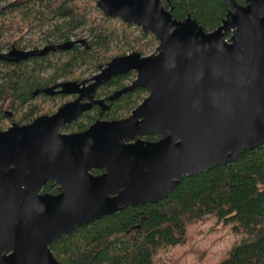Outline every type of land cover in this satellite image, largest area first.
Instances as JSON below:
<instances>
[{
  "label": "water",
  "instance_id": "95a60500",
  "mask_svg": "<svg viewBox=\"0 0 264 264\" xmlns=\"http://www.w3.org/2000/svg\"><path fill=\"white\" fill-rule=\"evenodd\" d=\"M97 1L106 16L141 27L159 44L149 55L115 56L90 79L36 90L79 96L0 130V264H64L51 249L60 237L164 199L185 175L264 146V0H222L228 12L212 31L191 15L175 18L164 0ZM130 71L133 83L109 99L137 88L149 94L128 116L62 130L94 105L107 110L96 90ZM151 134L159 139L145 138ZM50 181L59 193L41 192Z\"/></svg>",
  "mask_w": 264,
  "mask_h": 264
},
{
  "label": "trees",
  "instance_id": "16d2710c",
  "mask_svg": "<svg viewBox=\"0 0 264 264\" xmlns=\"http://www.w3.org/2000/svg\"><path fill=\"white\" fill-rule=\"evenodd\" d=\"M170 2L164 0L175 18L191 15L206 31L219 27L227 14L222 0ZM96 6L97 0H0V52H34L19 62L0 57V128L11 121L5 115L8 104L20 110L16 121L33 120L37 114L54 112L46 101L64 99V95L34 96L36 90L65 80H84L87 70L99 71L115 56L130 51L147 54V43L140 46L139 40L151 33L106 15L95 25L97 16L91 10ZM110 19L123 26L125 39L107 24ZM86 28L89 35L84 37L79 32ZM114 42L122 46L112 49ZM150 42L159 44L154 36ZM128 77L113 79L97 95L109 94ZM146 93L147 89L137 88L123 95L104 116L119 119L130 114ZM98 117L97 110L88 112L63 130L82 131ZM145 138L154 140L158 134ZM58 186L50 181L42 191L58 193ZM210 233L217 237L208 245ZM51 249L64 264H185L190 257L194 264H264V146L229 164L185 175L166 198L105 215L60 237ZM186 264H192L190 259Z\"/></svg>",
  "mask_w": 264,
  "mask_h": 264
},
{
  "label": "flooded vegetation",
  "instance_id": "af4514ba",
  "mask_svg": "<svg viewBox=\"0 0 264 264\" xmlns=\"http://www.w3.org/2000/svg\"><path fill=\"white\" fill-rule=\"evenodd\" d=\"M242 1V2H241ZM238 0V2L240 3V4H245L246 2L244 1V0ZM227 12H228V8H227ZM227 15V14H226ZM226 17V16H225ZM231 35V33L229 34V36ZM73 40H76V38L75 39H73ZM22 52H25V51H23V50H20V49H9V50H4V51H2V52H0L1 54H3L4 55V57H2L3 59H8V60H13V61H15V62H19V61H21V60H27L28 58H29V56L30 55H24V56H21V54H22ZM10 53H12V55H10ZM17 55H18V57H17ZM0 57H1V55H0ZM22 57V58H21ZM17 59V60H16ZM131 72H133V71H130V72H128V73H125V74H120V75H117V76H115V77H113L110 81H108V82H106V83H104V84H102V85H100L99 87H98V89L96 90V92H95V98H97V99H100V98H103V99H105V103L106 104H104V106H108V109L107 110H105V111H102V107L100 106V105H94L93 106V108L91 109V110H89V111H87V112H85L79 119H77L76 121H78V120H80V119H83V117H84V115L86 114V113H88V112H91V111H94V110H97L98 112H99V117L97 118V119H105V120H113V119H110V118H108V117H105L104 115H105V113L106 112H108V111H110L111 110V108H112V103L114 102V101H116V100H118L119 98H121L123 95H125V94H128V93H130V92H133V91H135L136 89H134V90H132V91H129V92H127V93H124V94H122L119 98H117V99H115V100H110L109 99V96L110 95H112L114 92H116V91H118V90H120V89H122V88H124V87H126V86H129V85H131L132 83H133V81L135 80V79H133V80H131V81H129L128 80V78L129 77H132L133 76V73L131 74ZM135 73H136V76H137V72L136 71H134ZM93 75H95V74H93ZM92 75V76H93ZM128 76L129 75V77L128 78H126L125 79V82H124V84L122 85V86H120V87H115L109 94H105V95H102V96H98L97 95V92H98V90L101 88V87H103V86H105L106 84H108V83H110L113 79H115V78H117V77H123V76ZM91 76V77H92ZM91 77H88V78H86V79H90ZM85 80V79H84ZM79 81V80H78ZM82 81V80H81ZM90 82L91 81H88L87 82V84H90ZM34 96H39L40 94H42V92H40V93H35L34 92ZM45 94V93H44ZM47 95V94H46ZM58 95H64V99H65V101L62 103V104H64L65 102H68V101H71V100H74V99H76L79 95L78 94H73V95H65V94H58ZM50 96V95H49ZM54 96H56V95H54ZM53 97V96H52ZM87 101V98H85L84 100H83V102H86ZM143 101V100H142ZM141 101V102H142ZM140 102V103H141ZM61 104V105H62ZM60 105V106H61ZM59 106V107H60ZM58 107V108H59ZM7 109L5 110V115L8 117V119L9 120H11L10 122H9V124L7 125V127H5V128H0V130H6V129H8L9 127H11V126H13L14 124H20V125H25V124H29V123H31L36 117H38V116H40V115H42V114H53L54 112H56V110L54 111V112H52V113H41V114H37L36 115V117L33 119V120H24V121H22V122H18V121H16L15 120V118H17L18 117V114L20 113V110L19 109H15L13 106H12V104L10 103V104H8L7 105V107H6ZM25 108H26V110H27V108H28V105H26L25 106ZM57 108V109H58ZM129 115V114H128ZM128 115H124L123 117H121V118H124V117H126V116H128ZM121 118H119V119H121ZM96 119V120H97ZM95 120V121H96ZM76 121H74V122H76ZM94 121V122H95ZM73 122V123H74ZM93 122V123H94ZM72 124V123H71ZM92 124V123H91ZM90 124V125H91ZM66 125H68V124H66ZM65 125V126H66ZM89 125V126H90ZM64 126V127H65ZM88 126V127H89ZM64 127H63V129H64ZM87 127V128H88ZM86 128V129H87ZM62 129V130H63ZM86 129H84V130H86ZM84 130H82V131H84ZM64 131V130H63ZM64 132H79V131H64ZM157 139H159V135H158V138H156V139H154V140H157ZM96 170H99L98 172H95ZM96 170H94L93 172H94V174H100V173H102L103 172V170H100V169H96ZM59 188H60V186H58ZM60 191H61V189H60ZM59 191V192H60ZM41 192H43V193H46V192H44V191H42L41 190ZM58 192V193H59ZM47 193H49V192H47ZM51 194H57V193H51Z\"/></svg>",
  "mask_w": 264,
  "mask_h": 264
},
{
  "label": "rangeland",
  "instance_id": "374dc122",
  "mask_svg": "<svg viewBox=\"0 0 264 264\" xmlns=\"http://www.w3.org/2000/svg\"><path fill=\"white\" fill-rule=\"evenodd\" d=\"M91 13L92 14H94V15H96L97 16V18H96V22H95V25L96 24H99V23H101L102 21H103V18H104V13H103V11L99 8V6H96V7H94V8H92V10H91ZM115 18H117V17H115ZM107 24H111V26L113 27V28H115L116 29V32L120 35V36H122L124 39H125V32H124V28H123V26L119 23V21L117 20V19H110V20H108L107 21ZM135 25V24H134ZM137 26V25H136ZM141 28V27H140ZM79 33H81V34H83V36L84 37H87L88 35H89V30L86 28V29H82V30H80V32ZM133 35L134 36H138L139 35V30H137V29H135L134 31H133ZM154 35L152 34L151 35V37H147V39H143V40H141L140 38V40H139V44H140V46L141 45H143L144 43V41H145V43H147L146 44V47H145V50L147 51V54L146 55H149V54H151V53H153L155 50H156V47L158 46V44H155V43H152V42H150L151 41V38L153 37ZM155 37V36H154ZM75 38H78L77 36H75ZM158 41V40H157ZM122 42V44H123V41H121ZM121 42H119V43H121ZM143 43V44H142ZM159 43V42H158ZM122 44H119L118 45V43L117 42H114L113 43V45L111 46L112 47V49H117V48H119V47H121L122 46ZM126 49L127 50H130L129 48H127L126 47ZM53 52H56V56H58V54H59V52H57V51H53ZM130 52H132V51H130ZM129 53V52H128ZM99 71H96V70H94V69H90V70H87V73H86V76L87 77H91L93 74H96V73H98ZM92 74V75H91ZM91 75V76H90ZM136 78V74L135 75H133L132 77H129L128 78V80L129 81H131V80H133V79H135ZM145 95V93L143 94V96ZM148 95V93H146V96ZM65 101V99H63V101L61 102V101H58V99H56V100H54V102L52 103L51 101H46L47 103H46V105L47 106H49V109H53L54 111L55 110H57V108L63 103ZM54 105V106H53ZM212 233H213V231H212ZM212 233H210L209 235H208V241H206V243L208 244V245H211V244H213L214 243V241H216V237H217V235H215L214 237L212 236ZM192 258H194V257H190V258H186V261H184V263L186 264V263H188L189 262V259H190V261L192 262V264H194V260L192 259Z\"/></svg>",
  "mask_w": 264,
  "mask_h": 264
}]
</instances>
